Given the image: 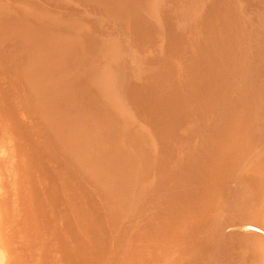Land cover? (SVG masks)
<instances>
[{
  "label": "bare ground",
  "instance_id": "6f19581e",
  "mask_svg": "<svg viewBox=\"0 0 264 264\" xmlns=\"http://www.w3.org/2000/svg\"><path fill=\"white\" fill-rule=\"evenodd\" d=\"M79 1L89 9L76 17L0 5L11 83L0 121L26 150L19 229L35 238L42 209L89 184L106 229L68 192L75 217L56 229L66 264L111 263L107 219L132 221L120 224L132 240L111 247L122 264H264V0ZM8 198L0 264L17 261L2 231Z\"/></svg>",
  "mask_w": 264,
  "mask_h": 264
},
{
  "label": "rangeland",
  "instance_id": "374dc122",
  "mask_svg": "<svg viewBox=\"0 0 264 264\" xmlns=\"http://www.w3.org/2000/svg\"><path fill=\"white\" fill-rule=\"evenodd\" d=\"M52 1H53V3L55 2V5L51 4V0H0V5H2V3H3L2 6H7L8 3H10L8 5V7L9 6H10V8L12 7L11 10L13 9L14 11L13 10L12 11L16 12L15 14H17V13H19V10L22 9V6L24 3H27V4L29 3L30 6L32 5V7L39 5L41 7L50 8V9H47L48 13L53 12L52 10L55 9L56 11L58 10V11L68 12L69 14L72 15V17L75 16V14H78V13H75V11L72 12L74 9L76 10V12L81 11V13H82V10L84 11L85 9H87V10L89 9V7H86L87 5L85 3L80 2L79 0L78 1L77 0H52ZM4 2H7V3L4 4ZM20 2H23V3L20 4ZM65 4H67V5H65ZM66 10H68V11H66ZM92 10H94V9H90L88 12L93 13ZM73 13H74V15H73ZM79 14H80V12H79ZM84 15L85 14H83V16ZM89 17H91V15ZM90 24L91 23L89 21H87V25H90ZM90 26L94 30L97 29L96 27L94 28V24L90 25ZM2 74L3 75H0L2 77V78L0 77V81H2L0 84L1 85L0 87L4 88L3 85L5 86L6 84H7V86H8V84L11 85V83H8L9 80H8V77L6 76V72H2ZM3 76H4V78H3ZM7 86H5V88ZM16 92L17 91H15V93ZM17 93L15 95L13 94L14 97L16 98V101L19 98V97L17 98V96H19ZM15 98H14V100H15ZM15 104H17V103H15ZM135 116H136L137 120H140V121H137V124H141L142 125V126L140 125L141 128H143V126H146L147 128H143L146 132L148 130L149 131L151 130L149 125L142 123L143 122L142 121L143 116H142V118H139L138 114H136ZM0 117L3 119V117L1 115H0ZM24 117H25L24 119L27 120L26 118L28 116L25 115ZM24 119L22 118L23 121H25ZM28 121H29V117H28ZM3 124L4 123L0 121V129H1L0 130L1 131L0 132V165H1L0 166V180L3 181V183H4L3 189H1V191H0L1 192L0 195L3 197H6V198L9 197L8 198L9 210L7 212L9 216H7V214H6V217H8V218L7 219L5 218L4 220L2 219L1 224H2V231L4 229L3 234H5L6 237L8 238L9 248L8 247L7 248H8V253L10 254L9 258L11 259L12 254L14 253L15 257L17 258L16 264H66L64 261L65 257L63 258L64 255L62 253V250H59L61 248L59 245V240L56 239L57 238V236H56L57 230L56 229L58 227H59L58 229H61V227H63L62 229H64V227L66 225L65 222L68 220V223L70 225V222L74 219V217H75L74 207L75 206L77 207V205H75L74 207L72 205L74 200H75L74 204H75V202L78 203L77 209L80 207L79 204H81V206H86L85 208L87 209V211L90 210V213H89V211H88V213L90 214L91 217H89V215H86L87 216V222L89 224L91 221H93V222L95 221L94 224L91 223L93 225H91V224H90L91 226L89 225L90 227L94 226V229H96L95 228L96 226L97 227L99 226V229L104 227V225L102 226L104 221L103 222L100 221V218H101V216L102 217L104 216L102 214H104L103 212L105 211L103 208H99L100 201L102 200L101 193L99 191H97L93 185L88 184L87 187L85 186L87 189V191H86L87 195H86L85 191H83L81 188H79V186L76 185L75 183L73 184L71 182L70 188H69L71 191H68V192L71 193V198H73L71 200H73V201L71 202L70 198H68V197H70V194H68V192L65 194V190H64L63 191L64 193L62 192V194H63V196L67 195L66 196L67 198L65 197L64 200H61L59 205H57L58 206L57 209L55 208V210L51 206H47L46 210H44L45 208L42 209L43 211L41 210L42 213L40 215V218L38 217L39 218L38 221L40 224L38 235L35 238L28 237L27 233H25L24 230H22L21 228H20L21 230L19 229L20 226L18 224L19 218L22 215V212H21L22 206L20 207V205H18V204H19V201L21 200V197L27 193L26 191H28V187L26 186L27 184L24 185L25 183L22 184V182L19 181L20 177L18 176L17 170H16L18 163L20 165L25 164L26 150L23 149L22 147H19L18 146L19 144L17 145V143H15L16 142L15 140L17 139L18 143L21 144V142L16 137V135L14 133L11 134V132L9 130H7L6 129L7 127ZM10 134L12 135V137ZM50 169H51L50 170V176L55 177V178L59 177L58 178L59 180L62 179V175H60L61 171H58V170L56 171L54 169L52 170V168H50ZM37 171L40 174V170H37ZM59 172H60V174H59ZM58 175H60V176H58ZM49 181H48L49 183L52 182L51 184H55V183H53L54 181H52V180H49ZM45 182H47V180ZM17 183H19V184H17ZM43 184H45V183H43ZM48 185L46 183V187H48ZM20 187L24 188L26 191ZM55 187L57 189V185ZM50 188H53V187H51V185H50ZM59 188H61V186ZM37 196L41 197V195H39V194ZM42 197H44V196H42ZM87 197L89 198V200L91 199L90 202L88 203L89 206H88V204L87 205L85 204V202H86L85 200H88ZM41 199H43V198H41ZM41 203H43V202L41 201ZM36 204H34V206H36V208H37ZM82 204H84V205H82ZM42 205L44 206V203ZM100 207H102V206L100 205ZM38 209H41V208L38 207ZM79 209H78V211H79ZM86 209H84V207H83L82 212H85ZM57 210H58V212H57ZM101 210H102V212H100ZM80 211H81V209H80ZM95 212H97L100 215L99 221H97L96 218L94 217V215L96 214ZM88 213H86V214H88ZM91 213H92V215H91ZM1 215H2V213H1ZM92 217H93V220L89 219ZM101 219H103V218H101ZM105 219H106V217H105ZM88 220H91V221H88ZM124 220L126 222L125 221L122 222V219L118 220V222L120 221V223H117L115 221V225L111 221H108V219L105 220V225L107 226V228L110 226L117 227V230L115 228H112L113 230L115 229V231L110 230L111 227H110V229L108 228L107 229L108 232L106 233L107 237H108V233H111L110 236H112V234L116 233L112 237H110V238L108 237L109 240H107V242L109 241L108 242L109 245L106 246V249H108V250L105 249L106 252L107 251L109 252V253L107 252V255H105V256H107V257H109L110 255L114 256L111 260H109L111 262L110 264H122L123 261L126 263V260H124V258L122 257V253H119L118 249H114V250H117L118 253H116V251H112L113 249L111 248L113 246L112 245L113 243H114V245H116V243H120L119 245H122V244L127 245V243H129V241L132 240L131 239L132 238L131 235L133 234L132 230L129 231V230H127V228L124 230L125 227H128V229H130L129 227L131 225L129 226V224H132V221H131V219L130 220L124 219ZM124 222L126 223V225L124 224ZM128 222H130V223H128ZM122 223H123V225H125V227L122 230L123 233L121 232V228L123 226H121V228H120V224H122ZM54 226H55V228H54ZM104 228H102V229L104 230ZM97 230H98V228H97ZM118 231H120V232H118ZM61 236H63L64 238L65 237L69 238L68 242L71 241V238L69 237V235L63 233ZM112 240H113V242H112ZM71 245L72 244H70V246ZM70 246H69V244H67V248H69ZM73 246H75L74 242H73ZM111 251L113 253H111ZM11 252H12V254H11ZM19 255L21 258L19 257ZM103 257H104V255H103ZM121 260H123V261H121ZM130 260H131V257H129V261Z\"/></svg>",
  "mask_w": 264,
  "mask_h": 264
}]
</instances>
